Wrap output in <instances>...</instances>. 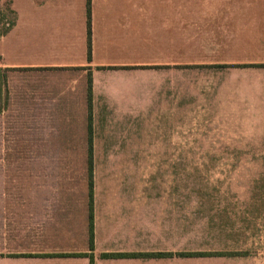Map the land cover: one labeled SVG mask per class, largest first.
<instances>
[{
  "label": "crops",
  "instance_id": "crops-1",
  "mask_svg": "<svg viewBox=\"0 0 264 264\" xmlns=\"http://www.w3.org/2000/svg\"><path fill=\"white\" fill-rule=\"evenodd\" d=\"M11 8L14 24L0 35V70L70 77L68 84L33 88L32 107L48 110L47 126L150 123L140 109L159 88L151 85L152 72L178 66L185 93L206 71L210 135L240 124L264 133V0H207L205 20L192 5L178 7V47L174 7L11 0ZM91 150L105 155L101 147ZM10 178L0 165V264H150V248H159L152 247L151 199L143 193H102L94 182L90 197L85 186L72 192L71 182ZM129 254L136 257H103Z\"/></svg>",
  "mask_w": 264,
  "mask_h": 264
},
{
  "label": "rangeland",
  "instance_id": "rangeland-1",
  "mask_svg": "<svg viewBox=\"0 0 264 264\" xmlns=\"http://www.w3.org/2000/svg\"><path fill=\"white\" fill-rule=\"evenodd\" d=\"M141 3L176 8L177 47L178 7L192 5L202 20L207 10V0ZM14 20L11 0H0V35ZM69 81L64 73L0 70V148L7 150L0 165L8 179L71 182L72 192L85 186L89 196L97 182L102 193L150 197L151 243L159 247L150 248V264H264V133L240 124L210 135L205 70L192 78L190 93L178 66L152 72L159 88L140 109L150 123L47 126L48 110L32 107L33 88ZM94 147L105 155L92 156L91 168Z\"/></svg>",
  "mask_w": 264,
  "mask_h": 264
},
{
  "label": "trees",
  "instance_id": "trees-1",
  "mask_svg": "<svg viewBox=\"0 0 264 264\" xmlns=\"http://www.w3.org/2000/svg\"><path fill=\"white\" fill-rule=\"evenodd\" d=\"M89 6H90V0H88V9H89ZM13 26V25H12ZM89 29H90V26H89ZM9 30V29H8ZM7 32V31H6ZM5 32V33H6ZM4 33V34H5ZM89 37H90V30H89ZM89 55H90V41H89ZM90 166H91V168H92V155H90ZM89 187H90V189L93 187V180H92V178H90V180H89ZM90 197H92L91 195H90Z\"/></svg>",
  "mask_w": 264,
  "mask_h": 264
}]
</instances>
